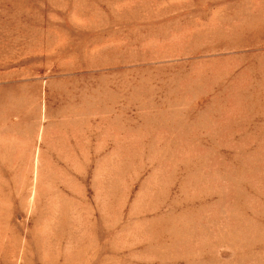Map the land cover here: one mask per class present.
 I'll use <instances>...</instances> for the list:
<instances>
[{
    "label": "rangeland",
    "instance_id": "rangeland-1",
    "mask_svg": "<svg viewBox=\"0 0 264 264\" xmlns=\"http://www.w3.org/2000/svg\"><path fill=\"white\" fill-rule=\"evenodd\" d=\"M0 264H264V0H0Z\"/></svg>",
    "mask_w": 264,
    "mask_h": 264
}]
</instances>
